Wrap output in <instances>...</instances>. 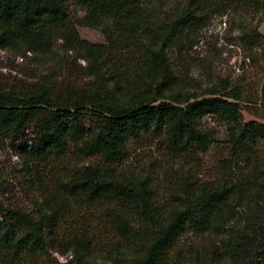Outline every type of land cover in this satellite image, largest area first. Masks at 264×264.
Instances as JSON below:
<instances>
[{
  "label": "trees",
  "instance_id": "16d2710c",
  "mask_svg": "<svg viewBox=\"0 0 264 264\" xmlns=\"http://www.w3.org/2000/svg\"><path fill=\"white\" fill-rule=\"evenodd\" d=\"M73 1L83 12L75 23L68 14ZM156 1L0 0L1 50L56 61L60 41V50L77 54L93 79L84 90H57L50 76L0 90V136L18 142L26 171L30 163L49 166L69 155L93 160L58 189L87 206L105 203L112 235L119 236L109 245L108 264H264V35L240 31L246 61L262 65L257 90L220 79L197 95L184 93L168 58L208 11L263 16L264 0H186L162 15ZM78 28L100 30L105 43L82 40ZM255 49L260 54L250 55ZM244 111L258 122L246 123ZM206 114L224 127L226 181L187 190L162 213L143 183L116 177L128 142L143 134L164 135L178 154L207 152L217 140L199 130ZM29 126L28 145L21 141ZM43 205L49 213L35 218L0 205V252L10 260L43 258L46 234L60 221L50 203ZM188 232L203 240L199 247H183ZM90 241L70 238L69 250L84 253Z\"/></svg>",
  "mask_w": 264,
  "mask_h": 264
},
{
  "label": "rangeland",
  "instance_id": "374dc122",
  "mask_svg": "<svg viewBox=\"0 0 264 264\" xmlns=\"http://www.w3.org/2000/svg\"><path fill=\"white\" fill-rule=\"evenodd\" d=\"M154 1L149 0V3ZM185 3L186 0H160L155 2V6L158 14L162 15L182 9ZM68 14L75 23L83 16L81 6L75 1L71 2ZM205 15L201 28L168 51L180 90L197 95L220 79L257 90L262 81V65L254 67L246 61L240 31L247 27L257 28L264 35V15H249L242 10L231 9L223 16L213 11ZM78 34L82 40L90 43H105L100 30L78 28ZM60 45V41L55 44L59 53L57 60L47 62L35 60L28 52L15 56L0 49V90H19L41 82L45 76L53 79L57 90L87 89L93 79L88 75L86 63L77 54L60 50ZM249 54L259 55L260 51L251 50ZM243 119L246 123L258 122L245 111ZM198 122L202 133L217 140L207 152L178 154L169 146L164 135L143 134L128 142L125 160L113 168L116 177L123 181L143 183L154 205L162 213L183 199L185 191H191L201 184L217 185L226 181L227 164H222V161L229 156L224 144V127L209 114ZM32 133L33 126H29L21 143L26 144L31 140ZM17 146L18 142L0 136V205L6 209H19L35 218L49 213L43 204L50 203L60 216L58 226L46 234V252L38 264H108L111 256L109 245L119 236L112 235L106 220L105 203H97L96 207L87 206L58 189L68 182L74 172L84 170L93 160L69 155L49 166L30 163L31 170L26 171L23 165L28 160L23 156L20 159ZM50 194L53 195L51 199ZM44 197L50 200L45 202ZM74 237L91 240L86 253L75 256L70 252L69 239ZM181 242L187 249L195 245L199 247L203 240L188 232ZM0 264L32 263L28 258L12 261L2 251Z\"/></svg>",
  "mask_w": 264,
  "mask_h": 264
}]
</instances>
